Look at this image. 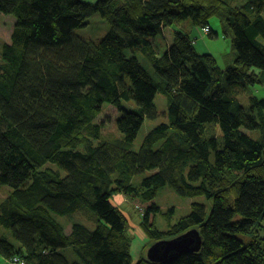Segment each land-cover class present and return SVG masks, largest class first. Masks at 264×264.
Listing matches in <instances>:
<instances>
[{
	"label": "trees",
	"instance_id": "16d2710c",
	"mask_svg": "<svg viewBox=\"0 0 264 264\" xmlns=\"http://www.w3.org/2000/svg\"><path fill=\"white\" fill-rule=\"evenodd\" d=\"M0 14L15 18L0 53V186L8 187L0 227L17 243L0 237L4 259L133 264L126 220L110 202L118 190L140 207L139 225L150 240L192 228L201 238L199 251L135 264H264V99L253 95L247 109L232 91L262 83L264 0L240 7L232 0H0ZM93 14L109 25L105 35H75ZM211 15L220 16L231 38L229 67L198 53L184 31H173L158 55L151 37L185 21L208 26L212 36ZM157 94L166 98L168 123L152 128L133 151L144 121L158 115ZM104 104L118 110V139H101ZM254 130L257 137L247 133ZM164 186L208 205L193 202L163 232L156 198ZM80 209L98 223L91 229L75 222L65 234L54 215Z\"/></svg>",
	"mask_w": 264,
	"mask_h": 264
},
{
	"label": "rangeland",
	"instance_id": "374dc122",
	"mask_svg": "<svg viewBox=\"0 0 264 264\" xmlns=\"http://www.w3.org/2000/svg\"><path fill=\"white\" fill-rule=\"evenodd\" d=\"M84 1L88 3H94L97 0H84ZM232 3L236 5V7L237 6L240 7L243 4V0H232ZM87 21L89 23L86 27L77 28L73 30V33L84 39L100 40L109 29V25L107 24V22L103 18H101L98 14H93ZM185 24L186 23L180 24V28H183ZM14 25H15V18L12 15L0 14V53H1L2 44L10 42V37L13 32ZM209 25L212 28L213 35L209 36L207 33H203L204 35L201 37L200 35H197L198 38L195 41L196 50L198 53L211 54L216 59L218 65L222 69H225L233 63V60L235 58V52L232 49L230 42L231 38L230 36L224 35V27L219 15H211L209 17ZM178 26L179 24L175 25L174 27H178ZM166 29L164 30L162 35L150 38L158 55H161L166 50L168 43L173 39V38L172 39L169 38L170 36L169 29L167 31ZM260 40L261 42L264 43V38ZM137 57L140 63L154 77V79L158 80V77L154 73L150 63L141 54H137ZM0 62H1V55H0ZM260 78L262 80V83L259 85L249 86V87L235 85L232 88L234 95L237 96L240 103L243 104L247 109L250 104V98L253 95L258 97L259 99H264V73L261 74ZM122 104L123 107H126L127 109H131L135 107V104L132 101H123ZM155 105L158 111L157 117L153 120L146 119L144 121L143 125L141 126L137 134L136 139L134 140L131 146V150L137 151L139 149L145 135L152 128H154L160 123H168L166 98L161 94H157L155 97ZM117 117H118L117 108L113 107L112 105L104 104L103 110L97 118V120L101 123L102 140L109 141L112 139H118L120 137V133L118 132L115 126V120ZM207 126H215V125L208 124ZM247 133L250 134L252 137H257L256 130L247 131ZM94 143L96 144L97 141H94ZM46 166L50 167L53 165L47 164ZM149 173L151 172H146V174ZM141 178L142 175L136 176L132 179L131 183L133 185H138ZM6 188L8 187L0 186V201L6 196L8 192ZM199 201L204 202V204L208 205V202L205 199L203 200V197L183 198L177 195L176 193H174L173 190L170 189L168 186H164L161 189H159L156 198V202L160 208V212L157 213L156 215V225L158 229L163 232L167 231L169 229L168 223L171 222V224H173L177 222V220H179L180 217L187 215L190 211L191 204L193 202H199ZM110 202L114 207H116L121 212V214L124 216L126 220L127 235L131 239L130 255H131L132 263L135 264L137 261L142 259L148 262H152L148 259L146 253L149 247L152 244H154L155 241L147 238V236L144 234L142 228L139 225L141 220L140 207L137 205L135 201L132 200L130 196H128L123 191L120 192L118 190L114 191L113 195L110 198ZM209 208H210V204H209ZM169 209L172 210L171 214L167 213ZM91 213L87 212L84 209H80L75 211L74 213L63 216L54 215V214L53 215L55 217V220L62 226L64 233L69 234L71 231V226L75 222L88 226L91 229L94 228L96 226V223H98V219ZM166 214H168V216ZM192 229H196V228H192ZM178 236H175L173 238H176ZM0 237H6L10 241L15 242V244H17L16 241L13 239L9 230H5L1 227H0ZM165 239H172V237ZM64 254L68 257L70 261L75 260V256L70 251V249L66 248L64 250ZM8 264H13V263L10 262Z\"/></svg>",
	"mask_w": 264,
	"mask_h": 264
},
{
	"label": "water",
	"instance_id": "95a60500",
	"mask_svg": "<svg viewBox=\"0 0 264 264\" xmlns=\"http://www.w3.org/2000/svg\"><path fill=\"white\" fill-rule=\"evenodd\" d=\"M201 238L199 231L190 229L176 238L156 241L147 250V257L156 263L175 260L183 253L199 251Z\"/></svg>",
	"mask_w": 264,
	"mask_h": 264
},
{
	"label": "crops",
	"instance_id": "0c3cea01",
	"mask_svg": "<svg viewBox=\"0 0 264 264\" xmlns=\"http://www.w3.org/2000/svg\"><path fill=\"white\" fill-rule=\"evenodd\" d=\"M182 23H186L184 26H183V28H180V24H179V26L178 27H169L168 29H169V33H170V36H169V38H171L172 39V33H173V31H184L185 33H187L188 35H189V38L193 41L192 43L194 44V46H195V49H196V40H197V35H200V37L201 36H203L204 34V32L202 31V29H200V28H197V27H192V25L189 23V22H182ZM181 23V24H182ZM168 29H166V31L168 30ZM201 33H202V35H201ZM170 39V40H171ZM171 42V41H170ZM170 42L168 43V45L170 44ZM209 54V53H208ZM8 263H10L9 262V260H6V259H4L1 255H0V264H8Z\"/></svg>",
	"mask_w": 264,
	"mask_h": 264
},
{
	"label": "built area",
	"instance_id": "2783aa9c",
	"mask_svg": "<svg viewBox=\"0 0 264 264\" xmlns=\"http://www.w3.org/2000/svg\"><path fill=\"white\" fill-rule=\"evenodd\" d=\"M202 29V31L204 32V33H208L209 32V30H210V28L208 27V26H205V27H203V28H201ZM10 262L11 263H13V264H25L24 262H23V260H21L19 257H17V256H14V257H12V259H10Z\"/></svg>",
	"mask_w": 264,
	"mask_h": 264
}]
</instances>
